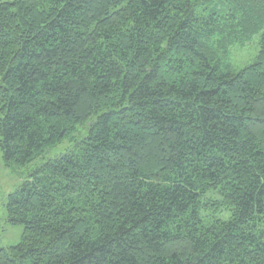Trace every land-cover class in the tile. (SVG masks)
<instances>
[{
    "label": "trees",
    "instance_id": "1",
    "mask_svg": "<svg viewBox=\"0 0 264 264\" xmlns=\"http://www.w3.org/2000/svg\"><path fill=\"white\" fill-rule=\"evenodd\" d=\"M0 81L6 167L76 142L0 264H264V0H0Z\"/></svg>",
    "mask_w": 264,
    "mask_h": 264
},
{
    "label": "rangeland",
    "instance_id": "2",
    "mask_svg": "<svg viewBox=\"0 0 264 264\" xmlns=\"http://www.w3.org/2000/svg\"><path fill=\"white\" fill-rule=\"evenodd\" d=\"M258 53L259 38L256 37L247 47H237L233 50L231 63L237 70L243 69L255 62ZM81 134H78L77 140H80ZM75 145V141L66 140L28 166L16 169L6 167L3 152L0 148V247L8 248L18 245L22 241L24 232L22 226H11L8 223L7 205L9 196L15 193L39 166L73 149Z\"/></svg>",
    "mask_w": 264,
    "mask_h": 264
}]
</instances>
